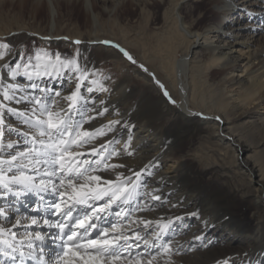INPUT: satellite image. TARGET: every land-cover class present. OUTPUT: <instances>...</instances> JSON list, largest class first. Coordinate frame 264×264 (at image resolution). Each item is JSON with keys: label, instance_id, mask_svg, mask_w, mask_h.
Masks as SVG:
<instances>
[{"label": "bare ground", "instance_id": "6f19581e", "mask_svg": "<svg viewBox=\"0 0 264 264\" xmlns=\"http://www.w3.org/2000/svg\"><path fill=\"white\" fill-rule=\"evenodd\" d=\"M6 1L15 3L20 14L27 0H0V8ZM28 1H31L30 17L34 20L41 0ZM58 1L45 0L50 12L47 36L50 45L70 48L73 41H81L82 55L87 57L80 60V64L87 62L89 69L98 70L101 75L94 78L109 89L101 92L99 84H88L94 88L91 95L96 98V106L101 108L98 102L105 100L109 112L104 116L89 113L96 119L84 123L83 128L99 129L109 120L122 116L129 123L117 126L120 142L114 148L119 150L129 144L135 149L134 156L113 157L109 163H120L123 159L134 160V167L148 164L154 174L150 184L159 188L166 198L165 203L170 197L180 205L169 209L157 203L154 210L138 212L135 216L158 220L170 214L192 211L201 214L202 219L188 218L180 225L186 236L178 239L185 250L175 257V264H225V261L228 264H241L242 261L264 264V111L261 112L264 110V45H253V37L261 32L259 26L251 27L255 34L241 24L233 26L239 16L264 13V5L256 10V0H209L219 22L199 27L195 20L187 21L181 11L190 2L203 3L205 0H146L167 4L162 22L156 23L152 30L134 33L119 28L109 32L91 30L84 35L65 36L70 40L65 43L67 39L61 37L59 30H53ZM91 2L85 0L84 4L96 24ZM236 11L238 17L236 14L229 16ZM12 31L0 30V37ZM101 41L109 43L97 46ZM112 45L127 50L137 64L128 61ZM91 47L113 55L114 65L122 62L126 72L118 75L108 68L109 64L96 69V55L88 53ZM139 64L147 67L164 84V89H160ZM5 78V71L0 69V79ZM65 81L66 77L49 78L43 83L53 89L59 88L66 95L69 85ZM17 82L26 81L24 77H17ZM71 87L74 90V84ZM164 91L175 103L163 95ZM82 93L89 96L87 87ZM62 103L66 106V102ZM217 116L221 119L217 120ZM114 135L115 132L98 135L92 145L76 151L87 153L92 146L106 144ZM198 165L203 166L198 169ZM98 174L116 178L110 170ZM205 174H211L215 181L206 183ZM24 198L25 202L34 199L30 208L39 203L33 195ZM1 200L0 206L7 208L10 201ZM17 203L12 205V210L17 209ZM112 218L116 219L114 213ZM194 235H203L206 239L196 241ZM212 242L219 243L215 249H227L205 260L201 253L206 252L205 245L209 247ZM47 243L52 249L50 239Z\"/></svg>", "mask_w": 264, "mask_h": 264}, {"label": "snow or ice", "instance_id": "6c2138e0", "mask_svg": "<svg viewBox=\"0 0 264 264\" xmlns=\"http://www.w3.org/2000/svg\"><path fill=\"white\" fill-rule=\"evenodd\" d=\"M259 2L264 5V0ZM112 47L137 64L127 50ZM0 50V69L6 73V78L0 79V199L10 201L7 209L28 195L39 201L30 212L28 205L23 214L16 209L14 222L6 207L0 206V264H175V257L185 250L178 239L186 234L180 225L202 216L196 211L158 220L135 216L154 210L157 203L169 209L180 205L170 197L165 203L159 188L150 184L154 174L148 164L134 167V160L123 159L109 163L113 157L134 156L135 149L129 144L119 150L112 147L120 142L117 126L129 123L122 116L99 129L83 128L84 123L96 119L89 113L104 116L109 112L105 100L98 102L102 110L96 106L91 95L94 88L88 84H99L101 92L109 89L94 78L96 72L87 62L79 63V51L75 57L20 51L13 66L8 59L17 54L16 44L0 38ZM139 68L164 89L147 67L139 64ZM17 77L26 82L18 83ZM62 77L69 85L66 95L43 83ZM84 87L87 97L82 93ZM163 95L169 97L167 91ZM169 100L175 103L171 97ZM106 132L116 133L106 144L92 146L87 153L74 150L92 145ZM13 136L15 139H9ZM109 170L115 173V180L98 174ZM113 213L116 219L111 221L108 215ZM49 239L55 248L48 247ZM193 239L206 237L194 235Z\"/></svg>", "mask_w": 264, "mask_h": 264}, {"label": "rangeland", "instance_id": "374dc122", "mask_svg": "<svg viewBox=\"0 0 264 264\" xmlns=\"http://www.w3.org/2000/svg\"><path fill=\"white\" fill-rule=\"evenodd\" d=\"M67 1L68 0H59L55 3L56 14L54 22L56 23V25L53 29L59 30L60 33H58L61 34V37L65 39H67L66 37H71L78 33L83 35L87 34V32L89 33L91 30H107L109 32L110 30H117L119 28L118 30H130L131 33L137 32L138 30H152L151 27H153L156 23L162 22L161 19L163 11L165 9L164 7L167 5L166 4L164 6V4H160L158 2H148L146 0H90L92 1L91 3L93 6L92 13L95 14L94 16L96 17V24H94L91 12H89L85 7V0H70V2H72H69L68 4ZM256 2L258 3V5L254 6V8L258 10L261 8V4L259 0H256ZM30 3L31 1L28 0L24 2L20 14H18V8H16L15 3L9 1H6L0 8V30H14L11 33L6 32V35L0 38L6 37L8 40L12 39V41L16 44V48L18 49L17 54L12 55L10 61H8L10 64L15 66V62L19 59L20 51H27L33 54L36 50H41L43 52H49L52 54L60 51L62 55H67L69 57H75L77 51H79V63L80 60L82 61L83 58L87 57L86 55H84V57L82 55L83 50L81 49V43H74L77 40L72 42L70 48L64 46L54 47L50 45V40L47 39L50 30V12L47 4L45 0H41L39 2L35 19L32 20V18L30 17ZM251 8L252 7L250 6V9ZM237 13L238 11L233 12L229 14V16H234L236 14L235 16L238 17ZM242 13L245 14L243 10ZM181 14L186 17L187 21L195 20L199 27L219 22L218 16L212 11L209 0H205L203 3L190 2L183 8ZM147 18H149L148 22ZM263 20L264 13H254L249 17L239 16L238 20H234L238 21L237 24H234L233 26L241 24L244 29H249L252 34H255V31L252 30L251 27L259 26L261 32L257 34V36L253 37V45H264ZM15 30L19 31H16L15 33ZM55 34L57 35V32H53V35ZM17 37H19L18 40ZM68 41L70 40L67 39V42L65 43H68ZM101 44L102 43H97V46ZM100 49L91 47L88 51V53H93L94 55H96V63L98 64L96 69H98L100 66H104L105 64H109L108 68L118 75L126 72V69H123L125 65H122V62H117L115 66L113 62L115 58L113 57V55L107 54ZM95 72L96 75H101L98 70H95ZM141 88L142 90H145L144 87ZM263 111L264 110L262 109L261 112ZM9 139H15V137L13 136ZM5 142L7 143L8 139H6ZM115 146L116 145L114 144L113 147ZM243 157H245V155ZM202 166L203 165H198V169H201ZM160 170H162V168H160ZM210 175L205 174V182L209 184L215 181V178ZM0 203H2L1 199ZM33 203L34 199L29 202H25L24 198L22 199V201H18L15 206L17 207V209H19V207L21 206L19 210L20 212L24 213L26 210L25 205H28L27 211L30 212V206H32ZM6 210H8L10 213L9 220H13L11 218L15 217V211L12 210V208H6ZM112 217L113 214L108 215V219L111 221H113ZM0 219H2L3 221V217H0ZM191 226L193 225L191 224L190 227ZM184 236H186V234H184ZM217 242H212L209 247H206L204 249V251L206 252L201 253V257L203 259H209L208 257L210 256L224 253L227 248H214L215 245H219V243ZM228 253H231V251L228 250ZM222 257L225 258V256Z\"/></svg>", "mask_w": 264, "mask_h": 264}]
</instances>
